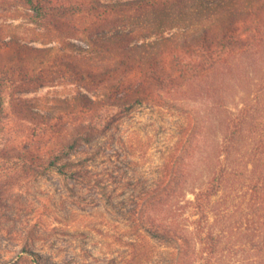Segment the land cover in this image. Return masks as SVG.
<instances>
[{"label":"rangeland","instance_id":"rangeland-1","mask_svg":"<svg viewBox=\"0 0 264 264\" xmlns=\"http://www.w3.org/2000/svg\"><path fill=\"white\" fill-rule=\"evenodd\" d=\"M34 16L26 0H0V151L10 154L0 167V264H171L186 248L197 264L199 226L215 234L213 262L264 264V190H252L264 186V68L245 62L219 70L210 89H169L71 154L85 167H45L91 117L76 109L87 89L61 66L74 60L69 45L80 37L72 27L85 20ZM238 121L243 130L232 136ZM219 171L226 181L215 212L197 214L194 192ZM176 172L185 174L179 196L149 205ZM147 208L168 233L148 232ZM174 232L183 240H169ZM130 242L148 257H136Z\"/></svg>","mask_w":264,"mask_h":264},{"label":"trees","instance_id":"trees-1","mask_svg":"<svg viewBox=\"0 0 264 264\" xmlns=\"http://www.w3.org/2000/svg\"><path fill=\"white\" fill-rule=\"evenodd\" d=\"M26 2L34 11V20L38 23L59 24L61 21L56 16L66 17L69 14L85 20L82 28L72 27L80 37L78 42L69 45L75 54L72 56L74 60L64 61L61 66L67 68L74 79L87 89L78 93L76 109L80 116L90 114L91 117L89 121L78 124L70 142L52 155L45 167H85L83 161H70L71 154L82 145L90 144L96 134L108 133L114 124L138 105L160 98L161 93L169 89L176 94L196 84L201 90L204 84L210 89L208 83L219 70H237L245 62L252 61L264 68V0ZM57 28L61 33L65 32V29ZM169 33L171 35H166ZM23 77L27 76L24 74ZM238 122L234 124L232 136L243 130V122ZM232 146L230 139L225 151L228 157ZM9 158L10 154L0 151V167ZM63 160L66 163L60 165ZM29 164L34 167L33 161ZM224 174L222 171L215 173L206 187L194 192L197 214L208 216L215 212L212 200L226 181ZM184 175L176 172L171 185L162 192L157 191L149 205L155 208L179 196ZM259 184L252 186L255 194L264 190V186ZM260 197L261 194L258 201ZM153 212L149 208L140 211L143 223L149 224L148 232L159 238L161 230L168 232L161 228L162 225H156ZM204 229L199 226L195 233V239L203 245L197 253V256L200 255L197 264H217L213 262L219 252L215 247V234L211 228L207 229V233ZM177 235L174 232L168 238L174 242ZM177 240L183 238L178 237ZM129 246L137 253L136 257H148L149 254L137 249L136 243L130 242ZM193 254L186 248L183 258L171 264H189V256Z\"/></svg>","mask_w":264,"mask_h":264}]
</instances>
